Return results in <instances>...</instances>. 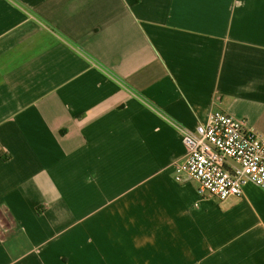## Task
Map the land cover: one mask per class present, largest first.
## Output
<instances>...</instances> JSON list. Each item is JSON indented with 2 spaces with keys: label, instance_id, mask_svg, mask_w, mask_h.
Returning <instances> with one entry per match:
<instances>
[{
  "label": "crops",
  "instance_id": "0c3cea01",
  "mask_svg": "<svg viewBox=\"0 0 264 264\" xmlns=\"http://www.w3.org/2000/svg\"><path fill=\"white\" fill-rule=\"evenodd\" d=\"M213 111L264 133V0H0V264H264V189L176 180Z\"/></svg>",
  "mask_w": 264,
  "mask_h": 264
},
{
  "label": "built area",
  "instance_id": "2783aa9c",
  "mask_svg": "<svg viewBox=\"0 0 264 264\" xmlns=\"http://www.w3.org/2000/svg\"><path fill=\"white\" fill-rule=\"evenodd\" d=\"M174 126L185 148L177 181L186 174L198 183L199 195L220 201L240 196L247 183L264 189V133L218 111L210 112L194 131Z\"/></svg>",
  "mask_w": 264,
  "mask_h": 264
},
{
  "label": "rangeland",
  "instance_id": "374dc122",
  "mask_svg": "<svg viewBox=\"0 0 264 264\" xmlns=\"http://www.w3.org/2000/svg\"><path fill=\"white\" fill-rule=\"evenodd\" d=\"M135 209H138V210H139L140 208L138 207V205H136V206H135Z\"/></svg>",
  "mask_w": 264,
  "mask_h": 264
}]
</instances>
